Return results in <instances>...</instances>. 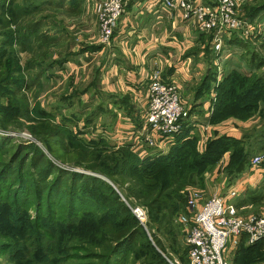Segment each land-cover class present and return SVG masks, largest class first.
<instances>
[{
  "label": "trees",
  "instance_id": "trees-1",
  "mask_svg": "<svg viewBox=\"0 0 264 264\" xmlns=\"http://www.w3.org/2000/svg\"><path fill=\"white\" fill-rule=\"evenodd\" d=\"M77 2L69 0L70 7L64 9L73 11ZM61 4V0H0V129H25L41 144L0 136L3 264H120L125 254L131 255V264H169L159 253L167 257L161 242L155 238L152 245L145 237L128 197L146 209L149 232L155 228L169 234L174 213L184 212L179 190L200 186L205 169L228 153L225 169L232 182L250 170L252 158L264 151V56L246 48L248 40L235 36L230 42L243 46L242 55L253 69L224 67L217 78L216 65L210 66L196 85L199 91L207 90L215 81L209 124L253 120L241 137L215 128L198 152V136L188 134L192 124L183 122L165 154L140 158L124 145L77 136L71 126L80 116H61L58 106L30 104L28 91L35 99L33 89L40 86L44 72L67 57L54 56L61 33L53 20L56 12H42L44 6L55 10ZM243 7L242 16L253 19L264 13V0ZM69 97L60 92L58 102L69 103ZM91 112L84 116L85 124L91 121ZM260 164L264 167V161ZM259 200L255 196L252 203ZM234 205L238 209L241 204ZM263 254L264 238L248 244L242 236L232 264L239 260L255 264Z\"/></svg>",
  "mask_w": 264,
  "mask_h": 264
},
{
  "label": "crops",
  "instance_id": "crops-1",
  "mask_svg": "<svg viewBox=\"0 0 264 264\" xmlns=\"http://www.w3.org/2000/svg\"><path fill=\"white\" fill-rule=\"evenodd\" d=\"M257 1L259 0H244L240 14L243 15L244 5L248 7ZM94 2L95 0H78L73 11L64 9L69 8L70 5L59 8L63 10V14L76 16L83 12L84 7L88 8L87 4H90L92 8L90 20L93 25L91 27L84 24L83 26L73 23L70 25V29L73 28L70 30L71 36L67 45L59 44L63 43L62 39L58 42L56 50L54 49V56L67 54V57L44 72L40 78V86L38 89L37 87L33 89L37 90L35 99L28 91L31 105L37 103L46 109L58 106L61 116H70L73 113L71 108L77 105L83 112L87 111L86 115L93 111L88 124H85L80 117L72 124V130H75L74 127L79 129L84 126L81 133L87 139L100 137L116 147L119 134L134 133L139 128L145 105L146 83L150 74L157 72L163 80L172 81L177 85L182 102L191 116L195 117V121L189 123L192 124L189 133L196 134L199 141L203 136H212L215 128H218L220 133L238 137V129L227 128L224 132L223 129L227 124L234 123L242 127L253 124L251 119L245 122L233 119L219 125L209 124L211 101L215 98L213 89L215 81L210 83L207 90L199 91L196 86L201 77L209 71L210 66L217 67L219 53L223 48L233 49L236 53L238 51L237 55L242 61H240L241 64L248 66L245 71L252 68V65L243 58L242 47L230 42L235 36L239 37L236 32L222 34L223 47L216 52L212 45V33L199 31L194 25L181 19L175 11L161 6L159 0H125L110 40L104 44L98 43ZM248 20L255 26L254 34L245 39L239 38L250 40L261 36L264 40V13ZM61 26L66 30L63 23ZM202 33L211 35L212 55H209V61H206L204 44L200 37ZM223 55L226 57L225 54ZM231 62L227 65L225 61L223 68L219 65L221 70L225 67V69L236 68L244 71L233 60ZM46 84L48 86L45 88ZM49 84H51L50 88ZM49 89H52L53 95L55 92H63L64 95L70 96L71 102H58L59 97L57 100L48 99V92H51ZM58 118L57 114L56 119ZM121 145L128 147L136 154L130 149L129 142ZM147 151L145 155L138 156L143 158L154 154L152 149ZM227 160L228 153L222 158L223 163ZM263 178L264 167L261 165L255 170H249L236 177L233 185L229 187H226L224 180L219 181L214 185L212 195L226 197L228 190L235 189L237 194L230 199V202L241 204L238 207L240 214L253 213L251 209L259 210L254 206H257V202L252 203V200L255 196L262 199L263 195L257 189L264 185ZM261 207L264 208L262 205ZM236 248H232V250L235 249L233 252Z\"/></svg>",
  "mask_w": 264,
  "mask_h": 264
},
{
  "label": "built area",
  "instance_id": "built-area-1",
  "mask_svg": "<svg viewBox=\"0 0 264 264\" xmlns=\"http://www.w3.org/2000/svg\"><path fill=\"white\" fill-rule=\"evenodd\" d=\"M124 1L95 0L98 43L104 44L110 40ZM243 1L159 0L161 6L175 11L181 19L199 31L212 33V45L216 52L223 47L222 34L225 32H236L243 39L254 34V24L240 14ZM221 71L217 64V78ZM142 115L141 124L134 133L122 132L117 137L118 145L129 142L130 149L139 156L145 155L148 149L155 151L170 145L174 136L180 132L183 122L195 121V117L191 116L182 102L177 85L163 80L157 72H152L148 77ZM0 136L15 141L31 140L30 134L25 131L0 130ZM206 138L201 137L200 142L203 144ZM263 159L264 151L254 156L250 170L258 168ZM236 194V190L231 189L226 197L216 194L204 197L196 188L184 190V212H180L177 219L183 226L188 264H231L225 250L228 249L229 253L232 248H236L242 236H245L248 244L264 238V213L240 214L230 202ZM131 212L143 224L145 212L140 207L131 208Z\"/></svg>",
  "mask_w": 264,
  "mask_h": 264
},
{
  "label": "rangeland",
  "instance_id": "rangeland-1",
  "mask_svg": "<svg viewBox=\"0 0 264 264\" xmlns=\"http://www.w3.org/2000/svg\"><path fill=\"white\" fill-rule=\"evenodd\" d=\"M31 1H37V0H31ZM61 3L62 4H61V7L60 8H62V7H68L69 0H61ZM87 5H88V8L87 7H84L83 10H82L83 12H80L76 16L75 15H71V14H63L62 13L63 10H59L57 8L55 10H53L52 8H49L47 6H44L45 10H43L42 12L47 13V11H51V10L54 11V12H56L55 13V17H54L53 20L57 24V29H59V31L61 32L57 36L59 38L58 39V42L59 41L61 42L62 39H63V43H59L60 45H63L64 46L65 43L67 45L68 40H69V38L71 36L70 35V30L73 28L72 27L70 29V27H71L70 25H72V23L74 25H82V24H84V26H90V27H91V25H93L92 24V21L90 20V13L92 11V8H91L90 4H87ZM93 9H94V7H93ZM95 18H96V15H95ZM62 23L66 27V30H64L61 27ZM58 27H61V28H58ZM96 27H97V21H96ZM200 35H201L200 37H201L202 44H204L203 48H204V52H205L206 61L207 60L209 61V50L210 51L212 50V48L210 46V37L208 36V34H200ZM262 40L263 39H262L261 36H258L257 38L256 37H253L252 39L248 40L247 46H245V47L248 48V49H253L254 48V49H256L258 51L259 54H261V55L264 56V42H262ZM59 44H57L56 46H53V50L54 49L56 50V48L58 47ZM227 51L230 53L229 55L227 54L228 53ZM242 51H245L243 49V46H242ZM220 52L221 53H219V57H218V60H219L218 61V64L221 65L222 68H223V64L225 63V61H227L226 64L229 65V64L232 63L231 61L233 60V62H235L238 67H241L242 70H244V71L247 70L246 67H248V66H246L245 64H241L242 61H241V59L237 55L238 51L236 53L235 50H233V49L223 48ZM225 52H227V53H225ZM19 54L21 55V58H24L26 56V54L25 53H22V52L19 53ZM223 54H225V56L227 54V56L224 57ZM251 69H253V68H251ZM47 86H48V84L45 85V88ZM50 86H51V84H49V88H50ZM49 90L51 92H48V96H47L48 99H51L52 100V98H53L54 100H57V97H59V93L58 92H55V95H53L52 89H49ZM53 91H55V90H53ZM71 110H73V113L75 115L80 116L82 118H84V116L86 115L85 112H87V111H84L83 112V110L78 105L76 107H72ZM83 128H84V126L80 127L79 129H76L74 127L75 130L74 131L72 130V131L75 132V134L77 136H79L81 138H84V139H87L81 133V131L83 130ZM227 128L234 129V130L238 129V137H241L243 135V132H244L243 129L245 127H242V125H235L234 123L227 124L226 127L223 129L224 132L226 131ZM0 130H2V129H0ZM3 130L15 131V132H21V131H25L26 132L25 129L17 130V129H13V128H6V129H3ZM189 135H192V134L189 133ZM10 140H11V142L12 141L15 142V139H13V138H11ZM18 140H20V139H18ZM29 142H33V143H35V144H37L38 146L41 147V144L38 141H36V139H34L32 137H31V140H29ZM173 142H174V140L172 141V143L170 145L163 146V147H160L159 149H156L154 151L153 156H158V154H161V153L162 154H165L168 151L169 147L173 144ZM204 145H205V143L202 144L199 141V139H197L196 144H195V147L198 150V152H202L203 151V146ZM113 146H115V145H113ZM113 146H112V148H114ZM6 149L7 148H4L2 150L3 155L4 154H7ZM42 150H43L44 154L47 156L48 159H50L53 162H55L56 164H58V161L53 160V158L49 154H47L44 151V149H42ZM258 154H260V153H258ZM258 154H256V155H258ZM262 161H264V159ZM226 164H227V162L226 163H223V161L220 160L219 163H216L215 165H212V166L208 167L207 169H205L202 172L203 182L201 183L200 186H197V185H195V186H185V187H183V188H181L179 190V193L183 194V192H184V190L186 188H196V189L200 190V192L203 193V196L204 197H206V196H209L210 197L212 195V189L214 188V185L217 184L219 181L224 180L225 184L227 185L226 187H229L230 185H233L232 179L229 176L230 174L225 169ZM63 166H65V164H63ZM259 166H261V164ZM65 167L67 168L68 166H65ZM72 169L79 170V171L81 170V169L76 168V167L75 168H72ZM243 173H245V172H243ZM262 181H264V178H263ZM263 184H264V182H263ZM257 190L263 196H262V199H260L259 202H257V206L254 205L259 210L258 211H256L255 209H251L250 210V211H253V213L254 212H264V208L261 207V205L264 207V185L263 186L261 185L260 188H258ZM227 192H229V190ZM219 196H221V195H219ZM128 204H129L130 211H131V208H133V207H140L145 212V220L143 221V224H140L138 222L143 227V229H144L145 237L151 242L152 245H154L153 244V240L155 238H157L161 242L162 246L164 247L166 256L169 257V258H171L172 261H170L167 257H165V255L162 254L161 252H159L158 249L154 246L155 250H157L162 255V257L169 264L170 263H173V264H187L186 252L184 250V246L185 245H184V241H183V232H182L183 226L178 222V219H177L178 215L176 214L177 212L174 213V215H173V218H172V220H173L172 221V229H171V232L169 234H166V233H163L161 231H158L155 228H151L150 229V232L152 234L150 235L149 228H147V226H146V224H147V222H146L147 221V217H146V209L144 208V206H142L141 204L139 205L138 202H136L131 196L128 197ZM179 210L180 209L178 208L177 211L179 212ZM152 235H154V236H152ZM172 247L175 250H173ZM234 250L235 249L230 250L229 253H228V249L225 250V253H226V255H227V257H228V259H229V261H230L231 264L233 263V259L236 257L235 256V252H233ZM177 255H180L181 257H178ZM130 256L131 255L125 254L122 257V259H120V264H131V262H130ZM262 257L263 258H261L260 260H258L255 264H264V254L262 255ZM4 262H5L4 257L0 255V264H3ZM238 263L239 264H245V262H242L240 260L238 261ZM252 264H253V262H252Z\"/></svg>",
  "mask_w": 264,
  "mask_h": 264
}]
</instances>
